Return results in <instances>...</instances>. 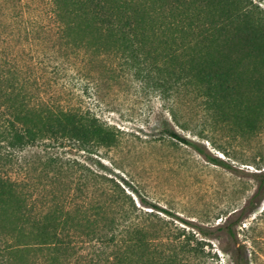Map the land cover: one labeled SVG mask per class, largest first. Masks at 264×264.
Wrapping results in <instances>:
<instances>
[{
  "label": "trees",
  "instance_id": "trees-1",
  "mask_svg": "<svg viewBox=\"0 0 264 264\" xmlns=\"http://www.w3.org/2000/svg\"><path fill=\"white\" fill-rule=\"evenodd\" d=\"M126 72L154 80L177 126L190 129L201 112L214 126L257 134L263 12L253 0H0V264L161 262L153 212L76 156L118 147L120 131L81 94L98 95L100 81ZM263 191L264 182L255 197Z\"/></svg>",
  "mask_w": 264,
  "mask_h": 264
},
{
  "label": "rangeland",
  "instance_id": "rangeland-1",
  "mask_svg": "<svg viewBox=\"0 0 264 264\" xmlns=\"http://www.w3.org/2000/svg\"><path fill=\"white\" fill-rule=\"evenodd\" d=\"M253 1L264 15V0ZM93 93H82L81 100L120 131V143L76 156L153 212L155 259L170 255L177 256L176 264H235L244 255L249 264H264V196L255 197L264 182V128L243 134L237 123L230 131L210 124L201 112L190 129L177 126L154 80L134 72L100 81L98 95ZM203 122L207 131L200 137ZM168 130L200 143L233 169L208 162Z\"/></svg>",
  "mask_w": 264,
  "mask_h": 264
}]
</instances>
